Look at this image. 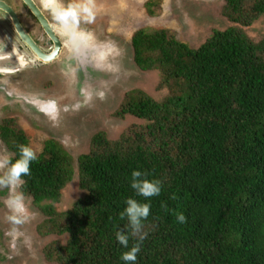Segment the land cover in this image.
Listing matches in <instances>:
<instances>
[{
	"label": "trees",
	"instance_id": "1",
	"mask_svg": "<svg viewBox=\"0 0 264 264\" xmlns=\"http://www.w3.org/2000/svg\"><path fill=\"white\" fill-rule=\"evenodd\" d=\"M159 16L160 0H146ZM232 26L214 30L196 48L167 28L142 27L131 36L133 62L158 72L155 100L140 89L125 93L114 115L138 119L109 138L95 133L77 157L83 194L59 210L73 180L74 158L46 137L19 189L46 216L42 235H67L43 253L57 264H126L115 233L126 230V201L150 204L148 233L135 264H264V37L246 29L264 19V0H224ZM0 139L13 160L30 138L17 117L0 123ZM133 170L162 182L144 198L130 186ZM183 213L185 223L177 214ZM130 264V262H129Z\"/></svg>",
	"mask_w": 264,
	"mask_h": 264
},
{
	"label": "rangeland",
	"instance_id": "2",
	"mask_svg": "<svg viewBox=\"0 0 264 264\" xmlns=\"http://www.w3.org/2000/svg\"><path fill=\"white\" fill-rule=\"evenodd\" d=\"M145 1L96 0L94 22L81 23L80 30L85 34L78 38L77 43H71L66 37L67 47L63 48L61 63L57 60L58 62L52 66H39L28 74L23 73L25 89L31 91L28 92V96L30 94L46 99L51 107L53 105L49 99L56 104V109L49 108V111L54 110V118L50 116L52 111L21 109L23 106L21 97L17 94L11 96L13 98L11 111L4 110L1 113L0 109V123L5 117H17L30 138V145L34 151L41 150L42 141L46 137L53 138L59 141L75 160L79 155L89 151L90 139L95 133L105 132L109 138L115 139L131 123H141L130 116L119 118L114 115L125 93L140 89L158 101L164 98L166 92L158 88L161 79L158 72H144L134 65L130 42L133 32L142 27L172 29L178 40L187 43L191 48H196L214 30H225L232 26L222 14L224 0H160V14L153 17L147 14L144 8ZM246 33L254 41L264 37V19L246 29ZM80 40L88 43L81 44ZM96 49L101 50V54H97ZM76 53L92 56L93 64L98 67L104 65V54L107 55L108 67L103 71H106L105 78L108 79L103 86H100L98 80L92 85L84 80L79 88L75 85L69 86V79L64 73L67 61L71 60L69 68L73 67ZM101 73L94 72L93 75ZM87 92L88 97H84ZM101 93L103 98L100 96ZM0 94L4 96L0 101L9 100L4 93ZM37 104L41 106L40 102ZM3 153L10 154L5 144L2 146L0 143V154ZM82 194L83 190L78 188L75 175L62 191L57 207L59 210H66ZM8 197L9 189L0 188V264H25L26 258H20L24 248L28 249L26 264H57L45 261L43 249L55 240L64 244L67 235H42L39 232V225H42L46 216L32 204L33 202L31 203L30 198L25 196L29 219L23 225H12L7 219L10 215L5 203ZM14 227L16 231H13ZM11 232L15 235L14 240ZM12 241L19 243L20 247L13 245ZM16 252L18 255L15 258L14 256L9 258Z\"/></svg>",
	"mask_w": 264,
	"mask_h": 264
},
{
	"label": "clouds",
	"instance_id": "3",
	"mask_svg": "<svg viewBox=\"0 0 264 264\" xmlns=\"http://www.w3.org/2000/svg\"><path fill=\"white\" fill-rule=\"evenodd\" d=\"M41 3L45 8L52 12L53 18L59 23L64 34L73 44L78 40V38L85 34L80 30L81 23L83 22L91 24L96 18V0H68L67 4L62 3V0H41ZM62 51L63 48L59 49L57 52V55L61 53L60 58L58 59L60 62L62 59ZM57 55L54 52L50 54L45 53L44 58H41L40 60V63H42L41 66L48 67L50 65H54V62H58L56 59ZM2 73L4 76L2 75V78H0V93H4L5 97L9 98V100L5 102L0 101V104H6V106H3L4 108L1 110L6 109L7 106H12V95L18 94L21 96L24 93L31 92L25 88L14 86L10 78L6 76V72L2 71ZM21 90L26 92H22ZM100 96L103 98V93H101ZM2 97L4 98V96L0 94V99ZM33 98H36L42 103L46 102V100L36 95L32 96V99ZM49 100L53 102L52 99ZM53 105L56 104L53 102ZM27 106L31 107L33 110L42 112V109L39 110L33 103H31V101ZM43 113L47 114L46 112ZM35 160H37V154L29 145L19 146V157L15 160H13V157L8 153L0 154V172H2V174H0V188L9 189V197L5 201L10 212V215H8L7 219L14 226L23 225L29 219V209L25 203L24 194L20 192L19 189L25 183L22 177L31 174L30 166ZM74 162L76 165L74 164L75 170L73 178L75 175L77 176V158L76 160L74 159ZM148 175L149 174L147 172L140 170H133L131 173V188L135 190L139 196L144 198L158 196L162 188V182L160 180L149 179ZM32 202L33 201L31 199V203ZM32 204L35 205L34 202ZM126 205L127 206L124 212L121 213V218L126 216L128 219V225L126 226V230L117 231L115 236L117 241L125 248L129 247L130 239L135 241L129 250L121 254V260L126 262V264H129V262L130 264H135L137 261V254L141 251V244L148 235V233L145 231V225L143 221L146 220L149 215L150 204L141 203L134 198H129L126 201ZM35 206L37 207V205ZM176 219L179 223L186 222V217L183 213L177 214ZM13 231H16L15 227L13 228ZM10 235L12 240H14L15 235H13L12 232ZM12 242L13 245L20 247L19 243L16 244L15 241ZM25 250L26 248L23 249V251ZM10 256L13 257L14 255ZM10 256L9 258H11ZM45 261L48 262L46 259Z\"/></svg>",
	"mask_w": 264,
	"mask_h": 264
},
{
	"label": "flooded vegetation",
	"instance_id": "4",
	"mask_svg": "<svg viewBox=\"0 0 264 264\" xmlns=\"http://www.w3.org/2000/svg\"><path fill=\"white\" fill-rule=\"evenodd\" d=\"M62 3L67 4V0H62ZM66 37L41 0H0V78L4 71L14 86L25 88L23 73L38 69L45 53L55 51L56 42L60 49L67 47ZM80 43L88 42L80 40ZM60 54L56 56L57 60ZM3 106L6 104H0V109ZM4 110L8 109L1 110V113ZM27 254V248L22 250L21 258H26L25 264Z\"/></svg>",
	"mask_w": 264,
	"mask_h": 264
},
{
	"label": "water",
	"instance_id": "5",
	"mask_svg": "<svg viewBox=\"0 0 264 264\" xmlns=\"http://www.w3.org/2000/svg\"><path fill=\"white\" fill-rule=\"evenodd\" d=\"M56 49H54V53L57 55V52L60 49V46L58 44V42H56L55 44ZM101 53V51H100ZM93 55V54H92ZM75 63L72 67V69H70V71L66 68L65 69V75L67 76V79H69V86H73L75 85V87L79 88V85L83 83L84 80H86L87 78L90 79L91 85L94 84L97 80L100 83V86H103L104 83L106 82V80L108 78H105V76L107 75L105 72L101 69V67H95L92 61V56H84V54H78L76 53V57H75ZM104 58L106 60V64L108 67V62H107V55L104 54ZM61 63V62H60ZM110 63V62H109ZM109 70V69H108ZM101 71V75H96L94 76L93 73L94 72H99ZM74 81V83H73ZM89 93H85L84 97H88ZM22 99V107L21 109H25L26 111L28 110H33L31 107H28L27 105H29L30 101L32 100V95L28 93H24L22 96H20ZM52 104V103H51ZM53 105V104H52ZM53 107L56 109V105H53ZM12 106H7L6 109H8L9 111H11ZM50 128V127H49ZM1 145L4 146V142L0 141ZM6 197V196H5Z\"/></svg>",
	"mask_w": 264,
	"mask_h": 264
},
{
	"label": "bare ground",
	"instance_id": "6",
	"mask_svg": "<svg viewBox=\"0 0 264 264\" xmlns=\"http://www.w3.org/2000/svg\"><path fill=\"white\" fill-rule=\"evenodd\" d=\"M42 16H43V15H42ZM100 51H101V50H97V49L95 50V52H96L97 54H101ZM72 60H73V59H72ZM65 61H66V59H65ZM70 61H71V60H69V62L67 61V65H66V68H68L69 70L72 69V68H69ZM94 66H95V65H94ZM95 67H98V66H95ZM99 67H101L102 70H107L106 60H105L104 65L101 64ZM86 81L91 85V82H90V80H89L88 78L86 79ZM69 99H72V98L69 97ZM45 100H46V99H45ZM37 102H39V101H38L36 98H33V99L31 100V103H33V104H34L39 110L42 109V110L49 111V108H53V107H51L50 105L47 104V102H48L47 100H46L45 103L40 102V103H42L41 106H37V105H38ZM50 103L53 104L52 101H50ZM39 107H40V108H39ZM51 111H52V113H50V116H52V118H54V116H55V112H54L53 109H51L49 112H51ZM49 112H46V113L48 114ZM53 112H54V113H53Z\"/></svg>",
	"mask_w": 264,
	"mask_h": 264
}]
</instances>
